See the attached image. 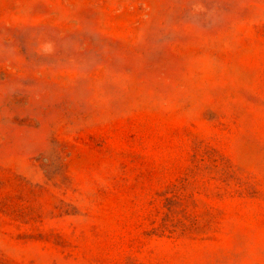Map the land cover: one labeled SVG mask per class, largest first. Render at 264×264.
Listing matches in <instances>:
<instances>
[{
	"label": "rangeland",
	"instance_id": "rangeland-1",
	"mask_svg": "<svg viewBox=\"0 0 264 264\" xmlns=\"http://www.w3.org/2000/svg\"><path fill=\"white\" fill-rule=\"evenodd\" d=\"M0 264H264V0H0Z\"/></svg>",
	"mask_w": 264,
	"mask_h": 264
}]
</instances>
